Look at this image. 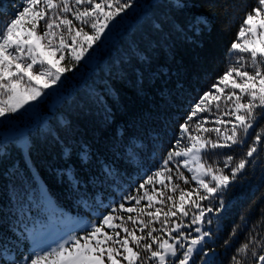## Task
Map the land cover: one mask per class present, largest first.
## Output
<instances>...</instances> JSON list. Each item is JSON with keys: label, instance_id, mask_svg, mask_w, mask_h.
Segmentation results:
<instances>
[{"label": "snow or ice", "instance_id": "6c2138e0", "mask_svg": "<svg viewBox=\"0 0 264 264\" xmlns=\"http://www.w3.org/2000/svg\"><path fill=\"white\" fill-rule=\"evenodd\" d=\"M173 6L182 11L189 9L187 0H175ZM141 7L136 0H21L19 6L13 5L11 14L0 21V122L17 113L34 112L35 106L51 94L49 90L59 88L68 73L78 70L82 62L94 59L102 41L110 40L123 26L129 10L135 13ZM69 13L79 25L68 18ZM41 21L42 32L38 31ZM208 22L201 15L194 17L190 27L182 25L179 30L196 36L207 28ZM228 51L231 57L228 66L188 109L179 124L175 144L161 166L139 183L135 194H126L115 207L100 204L106 211H95L98 223L56 231L51 229L48 216L41 215L42 203L25 190L23 199L15 205L19 216L0 232V261L3 264H196L195 255L200 264H215V251L208 246L214 236L213 218L208 214L220 218L227 209L224 195L245 178L254 155L264 152V0H257L244 13L237 38ZM221 102L224 114L234 117L227 122L231 128L206 127L207 121L200 113L211 114L213 108L220 112ZM215 124L225 125V121L217 117ZM257 127L260 131H256ZM17 140L22 154L27 153V166L32 142L23 135ZM233 146L242 150L238 160L230 153L215 151ZM4 147L0 144V151ZM213 155L224 156L222 164L209 162ZM171 164H175L176 180L190 182L180 171L182 166L192 174L191 180L198 188L186 192L173 183L171 191L175 193L179 189L178 197L157 193L155 184L166 189L165 181L173 180ZM193 193L196 199L186 207L185 197ZM157 195L162 199H157ZM43 200L51 209L48 197L44 196ZM142 201H147L146 205L142 206ZM203 201L209 204L202 205ZM156 204L167 206L163 220L159 218L162 209L155 207ZM261 211L264 213V209ZM156 224L160 227H155ZM235 236L234 229L223 242L226 248ZM228 264H264V231L257 232L255 228L249 231Z\"/></svg>", "mask_w": 264, "mask_h": 264}, {"label": "trees", "instance_id": "16d2710c", "mask_svg": "<svg viewBox=\"0 0 264 264\" xmlns=\"http://www.w3.org/2000/svg\"><path fill=\"white\" fill-rule=\"evenodd\" d=\"M136 2L142 7L135 13L129 10L123 26L110 40L102 41L93 65L66 83L68 90L52 108L43 107L42 118L27 133L33 145L27 166V153L22 154L16 140L1 143L5 147L0 151V232L19 216L15 205L25 190L42 203L41 215L48 216L52 229L93 222L97 209L106 211L100 204L115 207L126 194H135V188L161 166L175 144L188 109L228 66V50L237 38L241 19L257 4V0H187L189 9L182 11L173 6L175 0ZM20 3L0 0V21ZM201 15L209 21L203 32L194 36L179 30L182 25L190 27L194 17ZM68 18L79 25L71 13ZM38 31H43V21ZM200 117L207 121L206 127L222 130L231 128L227 122L234 120L224 114L222 102L220 112L213 108L211 114L203 112ZM217 117L225 125H216ZM215 151L230 153L237 160L242 155L240 146ZM223 159L213 155L209 162L222 164ZM170 167L173 180L165 181L166 189L155 184L157 193L178 197L179 189L171 191L173 183L186 192L198 188L187 169L180 168L190 181L184 184L175 179V164ZM44 196L51 201V209ZM194 199L195 193L186 196L185 206ZM224 199L227 209L218 220L208 214L214 232L208 246L215 251V264H228L249 231H264V152L254 155L245 178ZM146 203L141 202L142 206ZM201 203L208 205L209 201ZM167 206L155 205L162 209L161 220ZM234 229L236 236L226 248L223 242ZM11 244L14 248L15 241ZM194 259L200 264L195 255Z\"/></svg>", "mask_w": 264, "mask_h": 264}, {"label": "rangeland", "instance_id": "374dc122", "mask_svg": "<svg viewBox=\"0 0 264 264\" xmlns=\"http://www.w3.org/2000/svg\"><path fill=\"white\" fill-rule=\"evenodd\" d=\"M50 58V57H49ZM94 59L89 63L82 62L78 70H73V72L67 74V78L63 80L59 88L55 90H49L50 95L43 98L36 106L35 111H29L27 113H17L14 116L8 117L5 121L0 122V144L9 139H14L17 141V137L23 135L24 138L28 139L27 133L30 129L35 126V124L42 118L43 107L52 108L54 104L64 95L66 92V83H70L73 77L80 75L87 68L91 67L95 61ZM56 59H59V53H57ZM63 63V62H61ZM37 84H42V81H35ZM68 90V89H67ZM10 121V122H9ZM29 140V139H28ZM19 144V143H18ZM76 225H83L81 222H73L68 224V227H73ZM67 227V228H68ZM52 229V228H51ZM53 230H60L59 228H53Z\"/></svg>", "mask_w": 264, "mask_h": 264}]
</instances>
